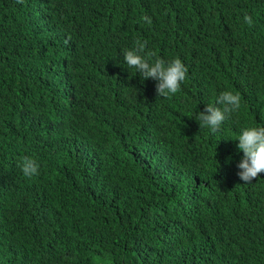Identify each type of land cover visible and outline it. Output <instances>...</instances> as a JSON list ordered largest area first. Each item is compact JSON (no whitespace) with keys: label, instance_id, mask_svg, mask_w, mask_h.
<instances>
[{"label":"trees","instance_id":"trees-1","mask_svg":"<svg viewBox=\"0 0 264 264\" xmlns=\"http://www.w3.org/2000/svg\"><path fill=\"white\" fill-rule=\"evenodd\" d=\"M137 40L182 60L180 92L127 67ZM224 91L241 108L212 134ZM261 125L264 0H0V264H264L237 147Z\"/></svg>","mask_w":264,"mask_h":264},{"label":"clouds","instance_id":"clouds-1","mask_svg":"<svg viewBox=\"0 0 264 264\" xmlns=\"http://www.w3.org/2000/svg\"><path fill=\"white\" fill-rule=\"evenodd\" d=\"M17 2L23 3L24 0ZM141 19L151 24L149 17L143 16ZM245 21L251 26L250 16H245ZM146 45V41L137 40L131 50H124V62L128 68L135 69L142 80L158 81L156 90L159 98H170L181 91V85L187 79L188 69L179 58L166 62L156 57L154 52L146 51ZM240 108V95L232 91H224L216 98L215 104H208L205 111L197 114L195 119L201 129H208L215 134ZM237 140L239 141L237 147L244 154L238 165L241 169L238 175L244 182L251 183L264 173V125L244 128ZM20 168L27 178L39 174V166L29 157H23Z\"/></svg>","mask_w":264,"mask_h":264},{"label":"bare ground","instance_id":"bare-ground-1","mask_svg":"<svg viewBox=\"0 0 264 264\" xmlns=\"http://www.w3.org/2000/svg\"><path fill=\"white\" fill-rule=\"evenodd\" d=\"M218 10V9H217ZM176 11V10H175ZM220 11V10H219ZM205 13V12H204ZM208 13V12H207ZM221 13V12H220ZM223 13V12H222ZM206 14V13H205ZM212 14H215V13H212ZM207 15V14H206ZM171 16V15H170ZM204 16V15H203ZM216 17H218V14L217 15H215ZM61 17H63L62 15L60 16V18ZM66 17V16H65ZM211 17H213V15H211ZM194 18H196V17H194ZM216 19V18H215ZM170 20V19H169ZM226 23V22H225ZM135 24H136V22H135ZM165 24V23H164ZM163 24V25H164ZM188 24V23H187ZM63 25V24H62ZM226 25V24H225ZM86 26V25H85ZM127 27V26H126ZM99 28V27H98ZM186 29V28H185ZM89 32V31H88ZM54 34H56V33H54ZM48 36V35H47ZM58 45V44H57Z\"/></svg>","mask_w":264,"mask_h":264}]
</instances>
